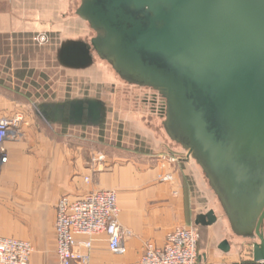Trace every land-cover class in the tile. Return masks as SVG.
<instances>
[{
    "label": "water",
    "instance_id": "obj_1",
    "mask_svg": "<svg viewBox=\"0 0 264 264\" xmlns=\"http://www.w3.org/2000/svg\"><path fill=\"white\" fill-rule=\"evenodd\" d=\"M77 14L96 36L57 53L85 68L94 49L166 99L169 134L200 163L229 216L258 219L260 242L245 263L264 264V0H82ZM104 107L74 98L43 111L51 121L99 125ZM206 217L205 225L216 220L212 210Z\"/></svg>",
    "mask_w": 264,
    "mask_h": 264
},
{
    "label": "crops",
    "instance_id": "obj_2",
    "mask_svg": "<svg viewBox=\"0 0 264 264\" xmlns=\"http://www.w3.org/2000/svg\"><path fill=\"white\" fill-rule=\"evenodd\" d=\"M41 7V0H0V67L15 70L11 78L3 79L0 73V85L5 86H0V117H24L20 135L4 142L7 161L0 159V236L31 241V264H59L55 226L59 199L110 189L118 193L119 221L131 229L132 236L122 255L111 252L106 237H100L90 251L89 264H141L147 242L162 246L171 230L184 225L205 230L198 264H245L253 259L254 244L260 242L258 219L249 224L230 217L217 192L218 200L208 210L191 213L187 200L190 175L200 183L204 171L193 169V155L188 148L186 152L164 151L167 157L163 159L136 149L128 158L95 172L92 151L77 141V133L61 138L30 116L27 103L14 95L23 92L15 87V78L30 76L36 69L30 62L36 53L30 54L28 49L37 45L24 42L22 37L59 31L55 25L46 28ZM13 61L19 64L14 66ZM75 127L79 131L89 128ZM168 174L173 179L163 181L161 177ZM211 210L216 220L205 225ZM259 230L264 235V220ZM79 250L88 252L84 247Z\"/></svg>",
    "mask_w": 264,
    "mask_h": 264
},
{
    "label": "rangeland",
    "instance_id": "obj_3",
    "mask_svg": "<svg viewBox=\"0 0 264 264\" xmlns=\"http://www.w3.org/2000/svg\"><path fill=\"white\" fill-rule=\"evenodd\" d=\"M81 2L82 0H41V9L45 11L41 19L46 28L51 29L55 25L59 31L49 33L47 30L42 31L39 37H22L24 42L27 40L31 45L38 46H30L28 49L30 54L35 51L36 55L31 57L30 62L37 67L30 76L23 75L20 80L15 78V87L23 92L19 91V94L14 95L27 103L30 116L41 126H45L43 128L46 131L49 132L52 128L51 132L61 138L77 133V141L92 151V157L93 154H105L107 168L118 159L128 158L136 149L139 153L146 152L159 156L160 159L164 158V151L171 149L186 152V147L175 140L166 128V99L158 91L124 79L109 61L96 52L93 53L91 65L85 68L69 66L64 59L65 52L61 56L57 53V49H64L69 41H85L91 45V39L96 36L89 23L77 14ZM18 64L13 61L14 66ZM13 72L15 70L12 68L5 70V67H0L3 79L11 78ZM22 81H27V84ZM0 86L5 88L4 85ZM73 98L101 99L106 105L102 125L88 126L89 128L79 131L80 128L74 130L76 127L73 125L44 121L46 119L42 117V103ZM193 165L194 170L201 169L203 173L204 169L194 156ZM203 177L202 182L197 183L190 175L192 181L187 188V200L192 214L208 210L218 200L216 190L205 171Z\"/></svg>",
    "mask_w": 264,
    "mask_h": 264
},
{
    "label": "built area",
    "instance_id": "obj_4",
    "mask_svg": "<svg viewBox=\"0 0 264 264\" xmlns=\"http://www.w3.org/2000/svg\"><path fill=\"white\" fill-rule=\"evenodd\" d=\"M23 120L22 114L0 117L2 162L7 161L4 142L20 135ZM92 163L95 172L108 167L103 153L93 154ZM161 179L171 181L173 176L168 174ZM55 226L59 264H89L90 251L102 236L106 237L111 252L125 254L127 239L132 236L131 229L119 221L118 193L110 189L94 190L76 198L62 196L57 203ZM199 239L196 225L177 226L168 233L164 245L157 246L151 241L145 244L141 264H198ZM81 247L88 252H81ZM33 253L31 241L0 236V264H31Z\"/></svg>",
    "mask_w": 264,
    "mask_h": 264
},
{
    "label": "flooded vegetation",
    "instance_id": "obj_5",
    "mask_svg": "<svg viewBox=\"0 0 264 264\" xmlns=\"http://www.w3.org/2000/svg\"><path fill=\"white\" fill-rule=\"evenodd\" d=\"M85 42V41H84ZM94 52H96L94 49H93V53ZM97 53V52H96ZM66 54H67V51L64 53V56H65V61L68 63V58L66 57ZM68 55V54H67ZM74 99V98H73ZM71 99H68V100H66V101H58V102H69ZM46 103H51V102H44V103H42L41 104V108H42V117H43V119H50V121H48V122H51V116L49 115L47 118H46V114H45V112L43 111V105L44 104H46ZM167 109V108H166ZM105 112H106V105H105V107H104V117H103V119H102V121H101V123L99 124V125H90V124H88L87 123V121H86V118H85V120H84V122L81 124V125H73V124H71L70 122H69V119L67 118V119H64V121H62V122H59V123H62V124H68V125H73V126H84V125H87V126H91V127H93V126H100L102 123H103V120L105 119ZM167 112V111H166ZM47 121V120H46Z\"/></svg>",
    "mask_w": 264,
    "mask_h": 264
},
{
    "label": "trees",
    "instance_id": "obj_6",
    "mask_svg": "<svg viewBox=\"0 0 264 264\" xmlns=\"http://www.w3.org/2000/svg\"><path fill=\"white\" fill-rule=\"evenodd\" d=\"M63 125H65V126H67L68 124H63ZM102 125V124H101ZM69 126V125H68ZM45 127V126H44ZM46 128V127H45ZM47 130V129H46ZM53 129H51V131H52ZM48 132V131H47ZM53 133V132H52ZM123 149H125L126 150V148H123ZM184 178V177H183ZM185 179V181H186V177L184 178ZM198 229H199V233H200V239H202V237L204 236V233H205V230L202 228V227H199L198 226ZM199 239V245H198V248H200V240ZM246 264V263H245Z\"/></svg>",
    "mask_w": 264,
    "mask_h": 264
}]
</instances>
